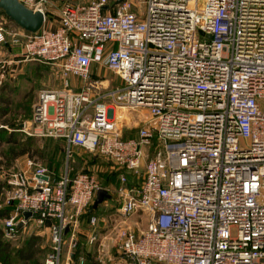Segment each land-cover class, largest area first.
I'll return each mask as SVG.
<instances>
[{"label":"built area","instance_id":"1","mask_svg":"<svg viewBox=\"0 0 264 264\" xmlns=\"http://www.w3.org/2000/svg\"><path fill=\"white\" fill-rule=\"evenodd\" d=\"M19 1L49 20L52 0ZM19 28L1 21L0 45L58 66L64 86L40 90L30 124L62 138L68 157L85 149L120 172L122 264H264V0H145L143 10L81 0L63 3L56 28ZM120 108L150 115L136 136H125ZM0 177L4 237L48 227L43 264H62L66 236L76 247L81 215L103 184L68 167L54 176L32 157ZM144 214L147 229L128 223ZM98 222L91 216L87 235L98 245L93 264L104 259Z\"/></svg>","mask_w":264,"mask_h":264},{"label":"rangeland","instance_id":"2","mask_svg":"<svg viewBox=\"0 0 264 264\" xmlns=\"http://www.w3.org/2000/svg\"><path fill=\"white\" fill-rule=\"evenodd\" d=\"M81 0H52L49 9V20L47 26L44 29L53 28L56 24H53V18L59 16V10L65 2H79ZM116 0H107L109 5H114ZM135 4V8L143 10L145 0H130ZM6 21L9 26L15 30H19V26L12 21L5 13L0 9V22ZM17 49V48H16ZM18 54H12L9 47L0 45V76L5 75L3 81L0 78V109H4V114L0 118V123L7 125V130L16 131L14 136L17 139V148L31 146V150L28 154L21 156L17 159H8L5 156V152L8 153V149L16 144L3 142L0 144V174L6 170L16 169L24 165L27 157H32L38 162L43 164L54 176H60L66 172L67 167L72 174L89 171L96 174L99 181L106 185L110 189L112 195V201H110L108 214L115 218L117 216V195L115 194V188L119 183V172L116 170L112 161L107 160L104 157L96 155L90 151L81 148H74L71 155L68 157L64 148V141L56 137L42 136L39 132V127L32 126L30 121L32 119L33 106L38 100L39 91L42 89H63V78L60 74L59 68L51 63H43L39 61H23L20 56L21 52L17 49ZM6 66V67H1ZM103 76L110 81L112 86L120 85L122 80L115 75L110 69L103 70ZM15 73V74H13ZM22 73V78L19 79ZM18 74V75H17ZM24 79L21 84L19 81ZM2 81V82H1ZM37 89V90H35ZM9 100V103L6 102ZM130 117L129 120H123L120 125L125 121L124 129L128 130L132 135L135 131L136 123L134 120L149 121L150 115L147 111H134L125 109ZM27 122L30 126V133L20 130L21 124ZM127 127V128H126ZM10 157V156H9ZM99 176V177H98ZM2 181L0 177V182ZM113 192V193H112ZM114 194V195H113ZM1 209V208H0ZM86 213H83L81 217H85ZM88 216V215H87ZM85 218H88V217ZM119 218V217H118ZM81 220V218H80ZM130 224L137 228V230H145L149 226L148 215L144 214L141 218L134 216L130 219ZM44 227H39L32 223L20 231L17 239L13 240L12 249L15 256L13 257V264H43L39 260L34 262L25 263L20 260L19 254L22 246L26 244L27 236L40 232ZM116 229L112 232V237L107 238L110 241L109 251L113 254V257L119 255L117 246V234ZM82 235V234H81ZM78 234V244L73 248L71 241L72 235L68 234L65 238L64 254L62 264H79L81 256H86V259H90L89 250L93 253L92 248L86 246V242ZM83 240V244L80 243ZM51 242L45 249L44 257L49 249ZM92 246V245H90ZM77 253V257L72 256L71 253ZM92 255V254H91ZM109 256V253H105V257ZM43 257V258H44ZM106 257V258H107ZM110 257V256H109ZM5 264V263H0Z\"/></svg>","mask_w":264,"mask_h":264},{"label":"crops","instance_id":"3","mask_svg":"<svg viewBox=\"0 0 264 264\" xmlns=\"http://www.w3.org/2000/svg\"><path fill=\"white\" fill-rule=\"evenodd\" d=\"M50 10H51V8L49 9V11ZM58 21H59V16H58V18L57 17L56 18L55 17L53 18V21L52 22H54L53 24H56L55 27H53V28H56L58 26ZM44 26H47V22L44 23ZM48 26H50V25H48ZM1 46L9 47L12 54H18V52H14V51H17V49L20 50V52H22V46L10 45V44L1 45ZM1 67H6V66H1ZM103 70L104 69H102V68L96 67V71H97L96 74L97 75H100L101 77H104L103 76V73H104ZM13 74H15V73H13ZM18 74H20V73H18ZM4 77H5V75H2L1 74L0 78H1L2 81H3ZM19 77H20L19 79L22 78V73L20 74ZM105 80H107V79L105 78ZM23 81H24V79L20 80L19 81V84H21V82H23ZM35 90H37V89H35ZM130 117L133 118V116H129V114L125 113V121L129 120ZM134 121H135L136 127H137V124L140 121H143V120L140 119V120H134ZM137 128H135V131H134V133L132 135H130L128 133L129 132L128 130H130V129H126L125 130V136L126 137H134V136H136ZM64 148H65V146H64ZM1 183H2V181H1ZM110 195H111V193H110ZM111 199H112V195L110 197H106L103 200V202L100 203V206L96 209V212H94L93 215H95V216H97L99 218L98 227H97V233L99 235V238H100L102 244H104V247H102V252H101L102 255H103V258H104L102 263L103 264H106V263H110V264H115V263L116 264H122V258L119 257V255H117V257L116 256L113 257V254H111V252L109 251L110 241L107 238L112 237V232L115 229V227H114L115 226V222L118 221V220H120V217H119V214H118V208H119L118 197H117V216L115 218H112V216L108 214L109 206H112V205H110V201H112ZM93 204H94V202H93ZM4 207H6V206H4L2 204V190H1V195H0V208L3 209ZM4 218L5 217H3V218L0 217V227H1V229H2L3 232H4V222H3L4 221ZM89 220H90L89 217L88 218L81 217L79 234L80 235L82 234L81 237L87 243V246L90 247V248H92V250H93V256L95 257V262H96V257L98 255V247H97L98 245L96 244V245L90 246V244H88V242H87V235H88V233H89V231L91 229V227L89 225ZM129 222H130V220L128 221V223ZM130 225H132V224H130ZM27 237L28 238H27L26 244L24 246H22V249L24 248L23 254L25 256L23 257V259L20 258V260L22 262H25V263L34 262L36 260H39L40 262L44 263V259L46 257V255L44 257L45 249L47 248V246L51 242L50 232H49L48 227H44V228H42L40 230V232H36L34 235L33 234H30ZM3 239H4V241H7L10 244L11 249H10V255H9V257L0 258V263L13 264V257L15 256L14 254H12L13 253V249H12V244H13L12 241L13 240L6 239L4 237V234H3ZM29 242H31L32 243V246H34V248L36 249V254L33 257V259H26L27 247L29 245ZM82 242H83V240H82ZM89 251H91V249ZM47 252H48V250H47ZM47 252H46V254H47ZM105 253L106 254L109 253V256L110 257L109 256L108 257L106 256L107 257L106 258L105 257ZM72 256H74V253L72 254Z\"/></svg>","mask_w":264,"mask_h":264},{"label":"trees","instance_id":"4","mask_svg":"<svg viewBox=\"0 0 264 264\" xmlns=\"http://www.w3.org/2000/svg\"><path fill=\"white\" fill-rule=\"evenodd\" d=\"M0 9L5 13V11L2 8H0ZM5 15H6V13H5ZM6 102L9 103V100H6ZM4 114H6V112L4 113V109H0V118ZM2 124H5V123H2ZM0 125H1V123H0ZM18 128H20V127H18ZM15 135H16V131H10V130H7L6 128H4V127H0V144L3 143V142L9 143V144L10 143L16 144V147L14 145L13 147H11V148L8 149V153L5 152V156L8 157V159H10V158L17 159V158H19L21 156H24V155L28 154L30 152L31 148H32L31 146H28V147H19V149H18L17 148V139L14 137ZM60 139H62V138H60ZM95 176H96V174H95ZM129 176L131 178V175H129ZM2 185H3V182L2 183L0 182V195H1ZM103 186L105 188H107L106 185H103ZM99 206H100V204L97 207H95L94 204H92L85 211L86 216L88 215L87 217L91 218V216L94 214V212H96V209ZM9 212H10V208L7 207V206L4 207L3 209H0V217L3 218V217L8 216L9 215ZM48 224H49V222H47V225ZM3 234L4 233H3V231H2V229L0 227V258L9 257V255H10V249H11L10 244L7 241H4ZM80 243L83 244L82 240H80ZM85 245L87 246V243ZM19 252H20V255H19L20 258L23 259V257L25 256L23 254L24 248L21 249ZM35 254H36V249L34 248V246H32V243L29 242V245L27 247L26 259H33V257L35 256ZM89 254H90V259L86 261V264H93V263H95V257L93 256V253L91 251H89ZM74 257H77V253L76 252H75ZM97 264H103V263H98L97 262ZM106 264H110V263H106Z\"/></svg>","mask_w":264,"mask_h":264},{"label":"water","instance_id":"5","mask_svg":"<svg viewBox=\"0 0 264 264\" xmlns=\"http://www.w3.org/2000/svg\"><path fill=\"white\" fill-rule=\"evenodd\" d=\"M124 0H116L115 5ZM0 8H2L6 15L14 21L19 27L29 33H36L44 27V14L39 10L28 8L19 0H0ZM107 189H100L94 201V206L97 207L106 197H110ZM32 212L27 211L25 216L28 218Z\"/></svg>","mask_w":264,"mask_h":264},{"label":"bare ground","instance_id":"6","mask_svg":"<svg viewBox=\"0 0 264 264\" xmlns=\"http://www.w3.org/2000/svg\"><path fill=\"white\" fill-rule=\"evenodd\" d=\"M125 113L127 112L124 108H120L118 110L117 117H118L119 124H121V122L125 120Z\"/></svg>","mask_w":264,"mask_h":264}]
</instances>
